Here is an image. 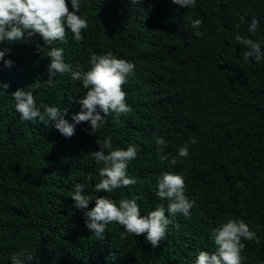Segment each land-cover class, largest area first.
<instances>
[{"label":"trees","instance_id":"trees-1","mask_svg":"<svg viewBox=\"0 0 264 264\" xmlns=\"http://www.w3.org/2000/svg\"><path fill=\"white\" fill-rule=\"evenodd\" d=\"M80 2L77 15L88 22L83 40L74 42L69 32L66 44L53 47L63 48L65 63L83 71L93 53L111 52L133 62L135 74L123 86L132 111L118 121L108 115L90 135L87 122L72 120L86 92L82 83L58 74L56 87L43 84L50 57L42 38L0 43V50L8 49L0 60V85H9L0 96V264H11L20 251L34 256L31 264H194L200 251H216L212 229L227 219L244 220L256 232L259 243L243 241L242 264H261L264 59L245 63L246 49L234 37L258 41L264 51V0H196L195 7L183 9L171 0ZM68 6L71 11L70 0ZM197 18L203 23L193 29L191 20ZM252 19L259 21L255 33L247 30ZM18 89L31 91L37 108L66 110L64 119L74 124V134L64 137L51 121H21L11 95ZM158 136L165 145L155 143ZM107 137L113 149L137 147L127 170L137 183L97 193L100 166L88 153L98 151L96 140ZM185 144L187 158L178 155ZM165 172L184 178L193 207L188 218L169 217L173 222L156 248L146 234L122 239L118 224L108 225L104 238H98L70 198L80 183L84 195L106 196L117 205L120 199L138 198L143 216L157 206L167 208L168 201L155 194ZM93 206L94 201L84 211Z\"/></svg>","mask_w":264,"mask_h":264},{"label":"clouds","instance_id":"clouds-1","mask_svg":"<svg viewBox=\"0 0 264 264\" xmlns=\"http://www.w3.org/2000/svg\"><path fill=\"white\" fill-rule=\"evenodd\" d=\"M139 0H132L138 3ZM171 3L180 8L195 7L196 0H171ZM0 0V43L22 41L28 43L33 37L42 38L44 45L48 48L47 56L50 64L47 68L48 79L43 82L47 87L54 88L59 83L57 75H70L72 80L80 81L86 90L77 103L80 111L72 117L74 124L87 122L90 127V135H95L98 129L106 123V117L115 114L118 121L121 115L132 111L127 105V93L123 86L133 76L135 64L128 60L117 58L111 52L103 55L91 54L89 57L88 70H81L80 65L75 67L64 61V50L61 47H53L57 42L66 44L67 34L70 32L74 42L83 40L82 31L88 27V22L81 15H77L81 9L80 0ZM241 17V23H245ZM203 23L200 18L191 20V27L199 29ZM259 21L252 19L248 24V32L255 33L258 30ZM196 37H202L203 33L195 31ZM238 44L246 49L242 59L248 63L250 59L259 63L264 59V51L261 43L237 34L234 37ZM12 44V43H10ZM8 49L0 50V60L3 59ZM4 66L12 67V61L4 60ZM8 84L0 85V96L6 94ZM15 101V111L19 114L21 121H39L44 123L51 121L55 129L64 137L74 134V124L64 119L66 110L57 106L41 105L37 108L35 98L31 91L18 89L12 94ZM155 135V133H154ZM157 145L163 146L166 141L163 136L155 140ZM190 144H195L192 139ZM100 145L98 151L88 154L99 165L98 175L100 180L94 185L97 193H110L113 190L127 188L135 185L137 180L128 175V165L137 158V147L129 144L127 148L113 149L111 137L96 140ZM180 157L187 158L189 155V144L178 149ZM166 158V157H165ZM175 164V159L171 161ZM83 184L76 183L73 186L71 200L74 207L81 210L84 216V224L89 232L94 233L100 239L104 238L107 226L118 224L123 228L121 238L126 239L129 235H145V239L153 248L159 246L160 241L166 236L169 224L173 222L169 217L178 214L190 217V209L193 202L185 195L184 178L171 172L162 173L157 183L156 196L161 200H167V208L157 206L155 210L141 216L138 198L120 199L117 202L100 196L93 198L84 195ZM94 201V206L88 209L89 203ZM167 213V215H166ZM178 227V225H177ZM211 238L216 251L209 253L200 251L196 256L194 264H242L241 253L246 245L243 241L259 243L256 232L251 230L244 220L227 219L219 227L212 229ZM34 256L25 254L24 251L17 252L11 257V264H31ZM264 264V261L261 262Z\"/></svg>","mask_w":264,"mask_h":264}]
</instances>
